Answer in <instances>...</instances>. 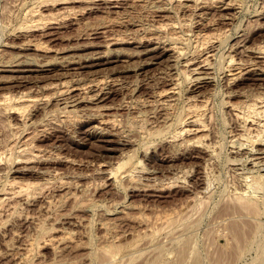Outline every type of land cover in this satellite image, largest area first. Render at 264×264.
I'll return each instance as SVG.
<instances>
[{
  "label": "rangeland",
  "instance_id": "obj_1",
  "mask_svg": "<svg viewBox=\"0 0 264 264\" xmlns=\"http://www.w3.org/2000/svg\"><path fill=\"white\" fill-rule=\"evenodd\" d=\"M260 47L264 0H0V98L42 101L0 109V264H264V167L248 161L260 140L230 109L264 99V80L226 77L231 61L262 65ZM211 50L199 86L185 63ZM201 101L204 130L178 136ZM14 181L28 192L6 202ZM246 192L258 213L235 206Z\"/></svg>",
  "mask_w": 264,
  "mask_h": 264
},
{
  "label": "bare ground",
  "instance_id": "obj_2",
  "mask_svg": "<svg viewBox=\"0 0 264 264\" xmlns=\"http://www.w3.org/2000/svg\"><path fill=\"white\" fill-rule=\"evenodd\" d=\"M49 1H51V0H49ZM112 1V0H111ZM168 1H172V0H168ZM186 1H188L189 3H192V2H194V4H196V3H199V1H201V0H186ZM214 1V0H213ZM47 2V1H46ZM48 3V2H47ZM53 3V2H52ZM57 3V2H56ZM172 3V2H171ZM234 3V2H233ZM53 5V4H52ZM184 6V5H183ZM227 7H231L230 6V3L228 4V5H226ZM226 7V8H227ZM40 16H42V15H40ZM55 17V16H54ZM53 17V18H54ZM43 18V17H42ZM39 19V18H38ZM41 19V18H40ZM45 19V18H44ZM41 20H43V19H41ZM46 20V19H45ZM48 20V19H47ZM53 20V19H52ZM40 21V20H39ZM36 22V21H35ZM40 23H42V22H39V23H37V25L38 24H40ZM47 25V24H46ZM40 25H38V26H35V25H33V27H39ZM165 27V26H164ZM181 27V26H180ZM30 28V27H29ZM169 28H171L173 31H176L177 30V26H176V24H172V25H169ZM34 29V28H33ZM158 30V29H157ZM163 30V28H159V30L158 31H162ZM180 30V29H179ZM171 38L169 39L170 40V42L171 43H169V42H167V40L165 41L166 43H163L162 45L164 46V51L166 52V53H169L170 55L169 56H171V55H173V56H175V57H181L182 56V52L178 49V47L176 48V46L178 45V43H180V42H182L181 40L183 39L181 36H179L178 35V33L177 34H174V35H172V36H170ZM202 37V36H201ZM197 38V37H196ZM164 39H166V38H164ZM199 38H197V40H198ZM202 39V38H201ZM203 39H205V37L203 36ZM207 39V38H206ZM210 39V38H209ZM112 40V39H111ZM200 40V39H199ZM211 40V39H210ZM209 40V41H210ZM117 39H113L112 41H110V44L112 43V44H117ZM202 41V40H201ZM209 41H207V42H209ZM214 41V40H213ZM217 41V40H216ZM153 42V41H152ZM203 42L205 43L206 42V40L204 41L203 40ZM162 43V42H161ZM177 43V45L176 46H174V44H176ZM196 43H198V42H196ZM195 44V43H194ZM32 45V44H31ZM31 45H28V46H31ZM42 46L44 45L43 43L41 44ZM204 45V44H203ZM40 46L39 44H38V46H37V44H36V47H35V50L36 51H38V52H43V53H49V51L51 50H49V49H47V47L46 46ZM156 46V45H155ZM158 46V45H157ZM208 46V45H207ZM46 47V48H45ZM107 47V46H106ZM155 48V47H154ZM181 48V47H180ZM215 50V49H214ZM151 51V50H150ZM212 51L213 50H211V51H207L204 55H202V57L201 58H199V59H197V58H195V59H197V61L196 60H194V61H188V64H186L185 63V65L188 67V68H191L192 69V71L194 72V74L196 75V79H195V81L196 82H198V84H199V86H201V85H203L204 86V84H207V82L209 81V80H212L210 77H209V74H207L208 73V65H209V61H211L210 59L212 58V56H213V54H212ZM256 53V52H255ZM258 54H259V56H260V58H262L263 59V61H261V62H263L262 63V65H257L258 63H255V64H249V65H240V64H236L235 65V61H231L230 63L232 64V66H230L231 68H229V71L227 72V78H228V81L229 82H234V81H237V79H239V78H241L242 77V75H245L247 72H250V71H258L259 73V75L260 76H262L263 77V79H261V80H264V47H260L259 49H258ZM258 54H256V55H258ZM172 57V56H171ZM256 57H258V56H256ZM174 59H176V58H174ZM230 59H232V58H230ZM53 60V59H52ZM233 60V59H232ZM57 61V60H56ZM51 62V61H50ZM234 62V63H233ZM21 63V62H20ZM229 63V64H230ZM17 64V63H16ZM68 64V63H67ZM70 64V63H69ZM19 65V64H18ZM17 65V66H18ZM21 66V65H20ZM208 66V67H207ZM16 67V66H15ZM42 67V66H41ZM44 67H46V66H44ZM68 67V66H67ZM21 68V67H20ZM185 68V67H184ZM25 70V69H24ZM185 70L187 71V69L185 68ZM208 70V71H207ZM15 72V71H14ZM26 72H28V70H26V71H17L16 70V73H20L21 75H20V77L21 76H23V78L24 77H26V76H24V74L26 73ZM30 72V71H29ZM183 73V72H182ZM192 73V72H191ZM190 75H192V74H190ZM14 77V76H13ZM13 77H11L12 79H13ZM16 77V76H15ZM20 77H17L16 79H19ZM187 77V76H186ZM22 78V77H21ZM22 78V79H23ZM63 78V77H62ZM193 78V77H192ZM10 79V78H9ZM15 79V78H14ZM21 79V80H22ZM243 79V78H242ZM23 80H25V79H23ZM18 81V80H17ZM227 81V82H228ZM99 82V81H98ZM229 82H228V84H229ZM54 83V82H53ZM104 85V83H102V82H100V83H96L95 82V84H93L92 85V88H98L100 85ZM64 85L65 84H61V85H51L52 86V88H55L56 90H57V93H60V95H62L63 96V91H66V89H64L63 90V88H64ZM173 85H175V84H173ZM50 86V85H49ZM85 86V85H84ZM261 86V85H260ZM77 87V86H76ZM75 87V88H76ZM66 88H67V86H66ZM75 88H73V90L75 89ZM176 88V87H175ZM264 88V87H263ZM262 88V89H263ZM69 89V88H68ZM199 89V88H198ZM46 90V89H45ZM50 90V89H49ZM173 90L174 89H170V90H168L169 92H163V93H161V95L159 96L160 98H164V97H167V98H172V97H174V95H175V92H173ZM68 91H70V90H68ZM76 91H78V92H81L82 90H81V88H80V86H79V88H76ZM53 92V91H52ZM67 92H65V94H66ZM232 93V92H231ZM55 94V93H54ZM68 94V93H67ZM66 94V95H67ZM27 95V94H26ZM25 94L24 95H21V96H19V97H15V96H8V95H5V96H2L1 98H0V109L1 108H4L3 110H7V108H10L11 109V111H13V112H17V114L18 113H20L21 115H22V112L24 111V107H23V103L25 102V103H27L28 105L29 104H37V103H39L40 102V104L42 103V101H40V100H37V99H33V97L31 96V97H29L28 95L26 96ZM56 96H57V94H56ZM65 96V95H64ZM68 96V95H67ZM85 96V95H84ZM248 97V96H247ZM255 97V96H254ZM257 97V96H256ZM64 98V97H63ZM66 98V97H65ZM68 98H70V97H68ZM68 98H66V99H68ZM83 98H85V97H83ZM87 98V97H86ZM250 98V97H249ZM48 99V98H47ZM58 99V98H57ZM251 99H253V100H251ZM250 100H251V104H248V103H244V105H246V106H231L230 107V109L233 111V115L235 116V118H238L237 120H240V119H242L241 121L243 122V127H244V130L245 131H247V132H251V134H252V131H254V132H256V135L254 136V137H252V138H255V139H257L258 141L260 140V143H258L259 144V147H258V149L256 150V151H254V152H249V157H250V160H248V161H250V165H251V167L253 168V167H264V141H263V143H261V141H262V133H264V99L263 98H251ZM60 100V99H59ZM81 100H83L84 101V99H81ZM160 100V99H159ZM163 100V99H162ZM166 100V99H165ZM190 100H192V99H190ZM197 100V99H196ZM61 101V100H60ZM63 101V100H62ZM73 102H76V101H74V100H72ZM80 101V100H79ZM78 101V102H79ZM164 102V101H163ZM162 102V103H163ZM167 102V101H166ZM169 102V101H168ZM170 102H172V101H170ZM192 102V101H191ZM202 102V101H201ZM64 103H67V102H65V101H63V104ZM77 103V102H76ZM165 103V102H164ZM196 103V102H195ZM194 102H193V108H191V111H189V114H188V120L187 121H185L184 123H182V124H184V126H181V128L179 129V131H178V133H177V135L178 136H183V135H197L198 136V134H200L203 130H204V126H203V124H202V120H201V116L204 114V109H203V107H204V105L206 104V103H204V101L201 103V105L200 106H198L199 104H195ZM200 103V102H199ZM21 104H23V105H21ZM72 104V103H71ZM75 104V103H74ZM248 104V105H247ZM58 105V104H57ZM70 104L68 103V106H69ZM27 106V105H26ZM67 105H64L63 106V108L62 109H64L65 107H68ZM170 106V105H169ZM172 106V105H171ZM62 109H59V111L60 110H62ZM190 110V109H189ZM206 110V109H205ZM67 111V109L65 108V110L63 111L62 110V112H66ZM61 112V113H62ZM62 114H69V111H67L66 113H62ZM64 117H66V116H64ZM68 117H69V115H68ZM212 117V116H211ZM66 119H67V117H66ZM65 119V120H66ZM100 124H102V125H106V126H108V127H110V128H114L115 126H116V124H115V121L114 120H108V119H102L101 121H100ZM205 124V123H204ZM169 126V125H168ZM177 132V131H176ZM245 133V132H244ZM246 134V133H245ZM244 135V134H243ZM160 136V135H159ZM238 136H239V134H238ZM237 137V136H236ZM238 138V137H237ZM176 139V138H175ZM201 139H203V138H201ZM201 139H199L198 140V143L200 142V140ZM233 139V138H232ZM241 139V138H240ZM245 139V138H244ZM247 139V138H246ZM174 140V139H173ZM190 141V140H189ZM194 141H196V140H194ZM241 141V140H240ZM201 144V143H200ZM234 144H235V142H234ZM237 144H238V142H237ZM239 144H241L240 142H239ZM238 144V145H239ZM244 144V143H243ZM242 144V145H243ZM196 145V144H195ZM211 145V144H210ZM237 145V146H238ZM27 145H25V147H26ZM198 146V145H197ZM201 146V145H200ZM245 146V145H244ZM202 147H203V145H202ZM205 147V146H204ZM24 148V147H23ZM22 148V149H23ZM209 149V148H208ZM236 149V148H235ZM241 149V148H240ZM29 151L30 149H27V148H25L24 149V152H26V151ZM215 150V149H214ZM40 151V150H39ZM24 152H22V153H24ZM21 153V152H20ZM18 154V153H17ZM215 154V153H214ZM38 156V155H37ZM247 156V155H246ZM32 158H34L35 159V157H36V155L35 154H33L32 156H31ZM27 158H29V157H27ZM38 158V157H37ZM22 160V159H21ZM236 160V159H235ZM29 161V160H28ZM229 161V160H228ZM21 162V161H20ZM30 162V161H29ZM262 167V168H263ZM264 170V169H263ZM244 174H245V172H244ZM242 176H244V175H242ZM261 176V175H260ZM178 179V178H177ZM246 180H247V182L249 183V178H246ZM15 182V185H12V187L13 186H15L14 187V189L12 188V191L11 190H9V191H11V193L9 192L8 194H6V192H5V194L4 195H7V197L5 196L4 198H6V202H7V200H13L15 197H17L18 195H22V193L24 192V193H27L28 192V190H27V192H25L26 191V189H25V186H23L22 184L21 185H19L18 183L19 182H17L16 183V181H14ZM13 183V182H12ZM11 183V184H12ZM28 185V184H27ZM26 185V186H27ZM236 185V184H235ZM11 187V185L9 186V188ZM33 187V186H32ZM171 187V186H170ZM26 188H30V186H27ZM25 190V191H24ZM8 192V191H7ZM24 193H23V195H24ZM247 194H246V196H240V197H238L237 198V201H236V199H235V201H236V205L235 206H240V207H242V209L244 208L245 210H247V211H249L248 213H251L250 211L251 210H256V209H258L257 208V205L258 206H260L259 205V200H258V198H257V194L256 195H254L253 193L252 194H249L248 192H246ZM28 194H30V193H28ZM3 196V195H2ZM238 196V195H237ZM28 197V196H27ZM230 199V198H229ZM1 200H3V199H1ZM4 201V202H5ZM234 201V202H235ZM5 202V203H6ZM262 203H264V202H262ZM238 204V205H237ZM234 206V205H233ZM264 207V206H263ZM250 208V209H249ZM249 209V210H248ZM246 211V212H247ZM254 211H252L253 212V214L255 213ZM259 212V209H258V211H257V213ZM256 213V214H257ZM173 215V214H172ZM185 215H186V213H185ZM191 215V214H190ZM257 216H258V214H257ZM165 217V216H164ZM183 217V216H182ZM168 218V217H167ZM170 219V218H169ZM173 223H174V221H173ZM245 223V222H244ZM175 224V223H174ZM167 225H169V224H167ZM166 225V226H167ZM173 226V225H172ZM246 227V226H245ZM165 228V227H164ZM233 229V228H232ZM238 229V228H237ZM236 229V230H237ZM243 229H245V228H243ZM235 231V230H234ZM240 231H241V229H240ZM240 231L238 232L237 231V234H238V236H239V234H240ZM236 232V231H235ZM234 232V233H235ZM243 232V231H242ZM236 234V233H235ZM234 234V235H235ZM244 234V233H243ZM157 235V234H156ZM241 235H242V233H241ZM245 235V234H244ZM236 236V235H235ZM237 236V237H238ZM245 237H246V235H245ZM233 238V237H232ZM235 238V237H234ZM238 238H240V236L238 237ZM248 238V237H247ZM236 239V238H235ZM245 239V238H244ZM50 240V239H49ZM236 240H238V239H236ZM235 240V241H236ZM240 240H242V239H240ZM51 241V240H50ZM160 241V240H159ZM246 241V240H245ZM244 241V242H245ZM65 242V241H64ZM236 243V242H235ZM246 243V242H245ZM29 244H30V242H29ZM240 244H242V243H240ZM239 244V242L237 243V244H235V245H240ZM244 244V243H243ZM34 245H32L31 246V248L33 247ZM239 247V246H238ZM241 247V246H240ZM239 247V248H240ZM33 249V248H32ZM99 249H102V248H99ZM107 250V252H109V253H107L106 251H105V249H103L104 250V255H106V254H112L113 256H114V252L116 251V250H118L116 247H109L108 246V248H106ZM236 249H238V248H236ZM246 249V248H245ZM103 250H100V251H103ZM29 251V250H28ZM238 251V250H237ZM241 251V250H240ZM243 251H244V249H243ZM99 253V252H98ZM98 253H96V255L98 254ZM101 253V254H102ZM119 253V252H118ZM102 254V255H103ZM110 254V255H111ZM239 254V253H238ZM28 255V254H27ZM103 255V256H104ZM190 255V254H189ZM188 255V256H189ZM29 256V255H28ZM28 256H25L24 255V257L23 258H21V259H23L25 262H27V260L29 259L28 258ZM33 256V255H32ZM103 256H100L99 255V257L97 256V258H103ZM107 256V255H106ZM106 256H104V257H106ZM109 256V255H108ZM107 256V257H108ZM238 257V256H237ZM36 258V257H35ZM190 258V257H189ZM23 260H21V261H23ZM35 260V259H34ZM100 260V259H99ZM105 264V263H104Z\"/></svg>",
  "mask_w": 264,
  "mask_h": 264
}]
</instances>
